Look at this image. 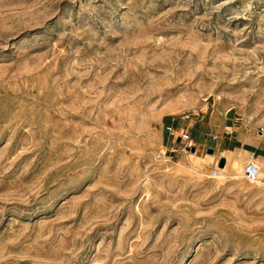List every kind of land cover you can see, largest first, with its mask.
Masks as SVG:
<instances>
[{
	"label": "rangeland",
	"instance_id": "rangeland-1",
	"mask_svg": "<svg viewBox=\"0 0 264 264\" xmlns=\"http://www.w3.org/2000/svg\"><path fill=\"white\" fill-rule=\"evenodd\" d=\"M258 141L264 0H0V264H264Z\"/></svg>",
	"mask_w": 264,
	"mask_h": 264
},
{
	"label": "built area",
	"instance_id": "built-area-1",
	"mask_svg": "<svg viewBox=\"0 0 264 264\" xmlns=\"http://www.w3.org/2000/svg\"><path fill=\"white\" fill-rule=\"evenodd\" d=\"M185 116L187 117L188 114H185ZM167 129L171 131L172 127L168 125ZM211 138L215 140L217 139V136L212 134ZM175 139H178L179 141H184L185 146L187 147L194 145V143L192 142V139H190L189 133L183 129L178 134L175 135ZM258 172H259V166L257 165L256 162H254L253 160H248L245 163L244 174L247 178L253 179L257 177Z\"/></svg>",
	"mask_w": 264,
	"mask_h": 264
},
{
	"label": "crops",
	"instance_id": "crops-1",
	"mask_svg": "<svg viewBox=\"0 0 264 264\" xmlns=\"http://www.w3.org/2000/svg\"><path fill=\"white\" fill-rule=\"evenodd\" d=\"M226 126H229V125H226ZM224 131H226V130L222 129L221 132H223V133H222L221 138L219 140L216 139L217 140V145L219 146V145L225 144V146H226V144L229 142V140H231V147L230 148L237 147L238 146V142L240 141L239 136H237V135L236 136H233V135L229 136L227 134H224ZM217 138H218V136H217ZM259 141L258 142H247L251 146L250 147L251 149L244 148V147L241 148V149H244L245 151H249V152H252V153H254L253 149H256V148L264 149V145L263 144L260 145ZM225 148H227V147H225ZM238 148L240 149V147H238ZM260 156H264V155L262 153H260Z\"/></svg>",
	"mask_w": 264,
	"mask_h": 264
},
{
	"label": "bare ground",
	"instance_id": "bare-ground-1",
	"mask_svg": "<svg viewBox=\"0 0 264 264\" xmlns=\"http://www.w3.org/2000/svg\"><path fill=\"white\" fill-rule=\"evenodd\" d=\"M260 135H262V134H260ZM192 144H193V143H192ZM194 144H195V143H194ZM248 152H249V151H248ZM249 153H250L251 155H253L252 152H249ZM211 155H212V154H210V156H211ZM222 156H224V155H222ZM220 157H221V156H219V158H220ZM225 160H226V158H225ZM224 165H225V164H224ZM224 165H223V166H224ZM220 167H222V166L219 165V171H220L221 176H223V175H224V172H225V171H224L225 168H220ZM260 172H261V168L259 167V172H258V174H257V177L259 176ZM221 176H220V177H221ZM257 177H255V178H257ZM255 178H253V179H255ZM251 179H252V178H251Z\"/></svg>",
	"mask_w": 264,
	"mask_h": 264
},
{
	"label": "water",
	"instance_id": "water-1",
	"mask_svg": "<svg viewBox=\"0 0 264 264\" xmlns=\"http://www.w3.org/2000/svg\"><path fill=\"white\" fill-rule=\"evenodd\" d=\"M191 149H194V145L191 146ZM208 149H209V151H211L212 147H209ZM224 159H225L224 156H221V157L219 158L218 164H219L220 166L224 164Z\"/></svg>",
	"mask_w": 264,
	"mask_h": 264
}]
</instances>
